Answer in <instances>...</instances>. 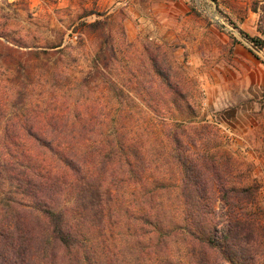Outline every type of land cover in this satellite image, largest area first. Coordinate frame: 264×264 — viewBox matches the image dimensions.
I'll return each instance as SVG.
<instances>
[{"label":"trees","instance_id":"1","mask_svg":"<svg viewBox=\"0 0 264 264\" xmlns=\"http://www.w3.org/2000/svg\"><path fill=\"white\" fill-rule=\"evenodd\" d=\"M254 11H261V36L239 31L264 52V7ZM105 26L89 25L95 31ZM131 49L129 43L101 44L94 70L116 69L109 100L120 114L141 102L165 118L166 160L179 178L151 176L143 149L113 116L99 128L78 112L71 122L53 119L44 132L29 118L21 93L11 120L29 141L5 131L0 143V264H264V223L254 211L253 186L234 175L232 158L219 145H210L209 126L174 118L169 104L181 107L183 98L171 57L155 48L134 58ZM55 64L53 79L60 84ZM93 74L77 81L81 93L88 92ZM184 109L193 111L188 103ZM0 113L3 120L4 108ZM218 201L226 211L222 221Z\"/></svg>","mask_w":264,"mask_h":264},{"label":"rangeland","instance_id":"2","mask_svg":"<svg viewBox=\"0 0 264 264\" xmlns=\"http://www.w3.org/2000/svg\"><path fill=\"white\" fill-rule=\"evenodd\" d=\"M255 7L261 10L264 0H0V107L6 111L0 143L5 131L29 141L21 127L14 131L11 120L22 93L29 118L34 116L44 132L53 119L71 122L78 112L99 128L113 116L124 136L143 149L153 166L151 176L177 181L176 168L166 160L165 118L141 102L120 114L109 100L116 69L93 67L101 44H132L128 55L134 58L157 48L178 67L175 88L183 101L181 107L169 104L174 118L209 126L210 145H219L232 158L234 175L253 186L254 211L264 223V52L239 31L261 36V11ZM95 22L106 26L95 31L89 27ZM55 63L60 84L53 79ZM91 71L92 85L81 93L75 85ZM20 119L25 123L26 115ZM40 158L52 167V161ZM167 203L172 204L162 201ZM216 209L224 220L220 201Z\"/></svg>","mask_w":264,"mask_h":264}]
</instances>
